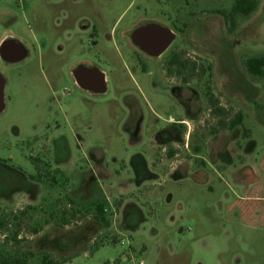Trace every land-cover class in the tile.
<instances>
[{
  "label": "rangeland",
  "instance_id": "1",
  "mask_svg": "<svg viewBox=\"0 0 264 264\" xmlns=\"http://www.w3.org/2000/svg\"><path fill=\"white\" fill-rule=\"evenodd\" d=\"M233 5L0 0V165L11 170L0 166V175L15 177L12 169L33 175L39 168L41 176V197L32 205L38 211L14 218L27 208L26 196L23 202L15 196L18 205L0 202V220L9 222L0 249L34 254L29 264H41L42 254L61 264H264V78L244 66L264 57V0L234 24L225 17ZM85 18L100 27L98 37L78 32ZM141 22L173 33L157 58L132 45L131 31ZM109 32L114 40L103 39ZM10 43L21 49L20 58H5ZM174 54L186 65L181 84L168 64ZM80 58L97 66L105 88L73 77ZM238 115L242 124L230 130ZM91 153L102 154L105 167L127 184L136 178V154L158 177L104 203L110 228L95 222L89 209L71 217L70 199L87 200L79 204L89 208L114 182L89 180L85 156ZM63 218L71 223L56 226ZM14 233L23 240L18 247L7 243Z\"/></svg>",
  "mask_w": 264,
  "mask_h": 264
},
{
  "label": "trees",
  "instance_id": "2",
  "mask_svg": "<svg viewBox=\"0 0 264 264\" xmlns=\"http://www.w3.org/2000/svg\"><path fill=\"white\" fill-rule=\"evenodd\" d=\"M259 0H233V8L229 14H226L225 17L228 22H232L234 24V19L237 15L242 16H249L252 14L258 6ZM170 65L174 68H176V73L179 77L184 73V70L186 68V65L182 62L181 56L174 54L171 58ZM244 66L247 70V72L253 76V77H262L264 78V57L259 58H250L247 59L244 62ZM193 74L195 73V65L192 67ZM184 82H188V79L185 78L183 80ZM212 101V100H211ZM213 105H216L215 102H213ZM216 112H222V109H215ZM243 121V117L241 115L237 116V119L232 121L229 125V129L233 130L237 126L241 125ZM224 124V123H223ZM223 128H225L223 126ZM56 174H61L60 171H56ZM40 178V175L38 176ZM34 180V178H32ZM54 183H56V179H54ZM71 207H74L72 210V218H75L77 214H81L84 210L89 209V211H93L92 218L94 221L99 223L100 225L104 226L105 228L111 227V221L108 219L107 216V210L105 208V201L99 200L90 202L89 208H85L84 205H81L74 200L70 199ZM80 205V206H78ZM35 211L37 208L29 207L27 210L20 212L19 214L14 215V218L18 217H24L28 211ZM54 222H47L46 225H49ZM71 222L65 218L61 222H58L56 226H68ZM9 225V222H4L3 220H0V233L7 228ZM34 235H38L40 233V230L35 229L33 231ZM8 244H12L14 247H18L23 240L19 238L18 233H14L11 238H7ZM34 257V254L27 252L23 255H20L18 253H11L7 252L4 249H0V264H29L30 258ZM68 262L67 259H63L62 263ZM41 264H61L58 260L53 259L49 254H42L41 255Z\"/></svg>",
  "mask_w": 264,
  "mask_h": 264
},
{
  "label": "crops",
  "instance_id": "3",
  "mask_svg": "<svg viewBox=\"0 0 264 264\" xmlns=\"http://www.w3.org/2000/svg\"><path fill=\"white\" fill-rule=\"evenodd\" d=\"M100 75L102 76V74H100ZM106 83H107V79L104 78L102 80L100 78V85L106 84ZM3 84H4V82H1L2 87H1V92H0V104L2 103V100H3V92H2ZM126 98L127 97H125V99ZM158 143L160 145H164V143L162 141L158 142ZM152 144H154V142H152ZM85 160L91 167V171L88 172V173H90L89 174L90 175L89 180L100 182V184L104 180L108 181V180L112 179L114 181L110 187L105 189L106 193L103 194V197L98 198L99 200H103L105 202H107V201L110 202L111 199H117L119 197H125L132 190L133 186H136L138 188L142 187L145 184V181H147V178H150V180H152V179L154 180V178L155 179L158 178L156 173L151 170L150 162L142 154H136V156L132 159L131 165H132V169L134 171L136 178L131 180V184H127L125 182V180L122 178V176L119 175V173H116V172L114 173L109 169V167H105V158L103 157L102 154L91 153L90 155L85 156ZM53 168H55V167L53 166ZM139 168L141 170H142V168L144 169V174L137 176ZM57 169H59V168H57ZM13 171L15 173V174H13V175H15V177L12 176L11 178H13V180L22 181L25 185H27L28 191H25L26 189H22L20 191L13 192V194L11 195V198L3 199V200L6 201L8 203V205L9 204L12 205V202L14 203V205H18V204H20V200H21V202H23L22 201L23 197L26 196V198L29 200V202H26V200L24 199L25 205H35L36 203H38V201L41 197L40 196L41 184H36V183L30 181V177L33 176L32 174L28 175V174H26V173H24L18 169H13ZM64 175H65V173H64ZM66 178H67V176H66ZM88 185H90V182H88ZM37 191L39 193L38 195H37ZM17 195L18 196L21 195V199L18 202H14L16 200L15 196H17ZM98 199H96V200H98ZM246 199H248V198H244V199L240 198L239 203L243 204L245 202L252 201V200H246ZM3 200H0V202L1 203L4 202ZM74 201L76 202V200H74ZM84 202H87V200ZM84 202H78V203H84ZM127 202L128 201L125 198V201L121 204L118 213H115V215H114L115 219L120 218V216L122 215V213L125 210ZM252 202H258V201L254 200ZM134 209L137 213L139 212V210H136V208H134Z\"/></svg>",
  "mask_w": 264,
  "mask_h": 264
},
{
  "label": "flooded vegetation",
  "instance_id": "4",
  "mask_svg": "<svg viewBox=\"0 0 264 264\" xmlns=\"http://www.w3.org/2000/svg\"><path fill=\"white\" fill-rule=\"evenodd\" d=\"M62 2H64V0H62ZM82 3H86V2L85 1H82ZM81 16L87 17V16H84L83 14H81ZM141 20L142 21H145L147 19H141ZM90 24H91V26H90ZM147 24H149V22H145V23H142L141 22V23H139L137 26H135L133 28V30L131 31V35H132V32L135 29L140 28V27H143V26H146ZM77 30H78L79 33H83V34L84 33H88V34H90V36H91V33H92V36H97L98 37L99 36V32H100V27L98 25H94L92 23V21H89L87 18H85V19L81 20L80 25L78 26V29ZM114 31H115V29L113 30V34H114ZM108 34L111 35L110 32ZM102 37H103V39L108 40V41L114 40L113 39L114 36H112V35L107 38V34L106 35L104 34ZM130 39H131V37H130ZM89 42H90V45H92V46L93 45L98 46V44H99L98 40L97 39H93V38H89ZM131 42H132V39H131ZM132 45L142 55H145L147 57H152L149 54H147L146 52H144L143 50H141L133 42H132ZM167 50L168 49H166L163 53H165ZM4 56L8 60H15V59H18V58H20L22 56V51L18 47L17 44L10 43L7 47L4 48ZM152 58H157V57H152ZM138 62H140V61L138 60ZM170 62H171V60L168 61V64L169 65H170ZM141 65H144V64L143 63H140L138 66H141ZM97 69L98 68H97L96 65H92L87 60H84V59L80 58L79 59V62L72 69L73 70L72 71V73H73L72 75H73L74 78L78 79V81H80L82 83V85H84V86H87V87H90V88H95V89H100V88L103 89V88L106 87V84L107 83L100 85V78L103 80L105 77L101 76L100 73L97 72ZM179 78H180V84H181V77H179ZM184 84L188 85V82H184ZM1 87H2V85H1V81H0V92H1ZM177 88H175V89H177ZM177 91L180 93L181 92V89L178 88ZM181 125H185V123L184 122H181ZM158 136H160V134L157 135V138H158ZM0 166H1V168L5 169V170L11 171L9 167H6L4 165H0ZM38 169H37L36 174H33V176L30 177V181H32V182H34L36 184H40V182H41V179H40L41 176H40V178H38V176L40 175L38 173ZM53 169H55V171H60V173L64 174L60 169H57V168H53ZM140 170L141 169L139 168L138 169L137 176H140V175L144 174V169L142 168V170L141 171ZM10 177H12V176L5 177L4 178V176L0 175V178H3L2 184H4L5 187H6V190L4 192L1 191V189H0V200L11 198V195L13 194V192H17V191H20L22 189H26L25 191H28L27 185H25L22 181H17V180L11 181L9 179ZM32 178H34V180H32ZM6 179L10 180V183ZM95 201H99V199L98 200H95ZM92 202H94V201H92ZM29 207L37 208L36 206L27 205V208H29ZM27 208H25L24 210H22L20 212H23V211L27 210ZM31 211H33V210H31ZM35 211H38V208Z\"/></svg>",
  "mask_w": 264,
  "mask_h": 264
},
{
  "label": "water",
  "instance_id": "5",
  "mask_svg": "<svg viewBox=\"0 0 264 264\" xmlns=\"http://www.w3.org/2000/svg\"><path fill=\"white\" fill-rule=\"evenodd\" d=\"M131 39L141 50L152 57H158L169 48L174 36L168 28L157 23H149L135 29L132 32Z\"/></svg>",
  "mask_w": 264,
  "mask_h": 264
},
{
  "label": "built area",
  "instance_id": "6",
  "mask_svg": "<svg viewBox=\"0 0 264 264\" xmlns=\"http://www.w3.org/2000/svg\"><path fill=\"white\" fill-rule=\"evenodd\" d=\"M121 244H122V245H125V242L122 240ZM140 264H142V263H140Z\"/></svg>",
  "mask_w": 264,
  "mask_h": 264
}]
</instances>
